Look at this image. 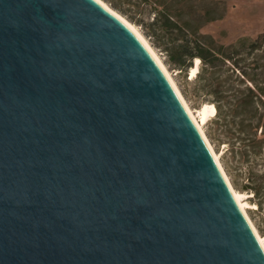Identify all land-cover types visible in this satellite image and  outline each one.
I'll use <instances>...</instances> for the list:
<instances>
[{
	"label": "water",
	"instance_id": "water-1",
	"mask_svg": "<svg viewBox=\"0 0 264 264\" xmlns=\"http://www.w3.org/2000/svg\"><path fill=\"white\" fill-rule=\"evenodd\" d=\"M0 264H264L166 74L97 0H0Z\"/></svg>",
	"mask_w": 264,
	"mask_h": 264
},
{
	"label": "rangeland",
	"instance_id": "rangeland-1",
	"mask_svg": "<svg viewBox=\"0 0 264 264\" xmlns=\"http://www.w3.org/2000/svg\"><path fill=\"white\" fill-rule=\"evenodd\" d=\"M133 24L159 55L191 110L215 113L203 129L225 174L249 203V219L264 238V195L248 189L250 169L264 180V0H102ZM183 28L190 48L207 44L217 60L194 59L184 68L170 61L153 31L165 18ZM159 21L157 25H154Z\"/></svg>",
	"mask_w": 264,
	"mask_h": 264
},
{
	"label": "trees",
	"instance_id": "trees-1",
	"mask_svg": "<svg viewBox=\"0 0 264 264\" xmlns=\"http://www.w3.org/2000/svg\"><path fill=\"white\" fill-rule=\"evenodd\" d=\"M158 22L156 21L154 25H157ZM153 28L155 40L162 46L170 61L181 69L190 64L194 59L201 60L208 67H212L218 59L216 53L207 44L195 41V48H190L189 43L191 41H187L183 36V28L170 18L166 17L159 26ZM214 109L210 110L215 113ZM261 130L264 132V120L261 124ZM247 180L246 187L253 190L255 196L264 195L263 175L259 176L254 170L250 169Z\"/></svg>",
	"mask_w": 264,
	"mask_h": 264
},
{
	"label": "bare ground",
	"instance_id": "bare-ground-1",
	"mask_svg": "<svg viewBox=\"0 0 264 264\" xmlns=\"http://www.w3.org/2000/svg\"><path fill=\"white\" fill-rule=\"evenodd\" d=\"M97 1L100 2L103 6H105L108 10L113 12L115 15H117L137 35V37L141 40V42L145 45V47L149 50V52L154 57V59L157 61L159 66L162 68V70L166 74L167 78L171 82L173 88L175 89V91L177 92L178 96L180 97V99H181L182 103L184 104L186 110L188 111L189 115L191 116V118L193 119V121L197 125L198 129L200 130V132L204 136L205 141H206L207 145L209 146V148H210V150H211V152H212V154H213L218 166L220 167L223 175L225 176L227 182L229 183V186L231 188V191H232L237 203L239 204V206L242 209L243 213L245 214V216L249 220L250 224L252 225V227H253V229H254V231H255V233H256V235H257V237H258V239H259V241H260V243L262 245V247L264 248V238L259 235V233L256 231L255 227L251 223V220L249 219L248 211H247V208L249 207V203H244L245 200H246L244 194L238 192L237 190H235V188L232 187V185H231V183L229 181V178L225 174V171H224V169H223V167L221 165V161H220L221 157L215 151L214 147L212 146V144L210 143L209 139L207 138V136L205 134V130L203 129L204 123L208 120L209 117H211L214 114V112L212 110H210V109H203V111L201 113V120L199 121L197 115H195V113L191 110V108L187 104L186 100L184 99L183 95L181 94V91L179 90L178 86L176 85V83H175L173 77L171 76L170 72L168 71L167 67L165 66V64L163 63V61L159 57V55L156 53L154 48L151 46V44L148 42V40L139 32V30L133 24H131L123 16H121L119 13H117L115 10H113L111 7H109V5H107L104 1H102V0H97ZM199 64H200V60L196 59L195 60L196 67H193L192 70H191L192 78H194L195 75L197 74V72L199 70Z\"/></svg>",
	"mask_w": 264,
	"mask_h": 264
}]
</instances>
